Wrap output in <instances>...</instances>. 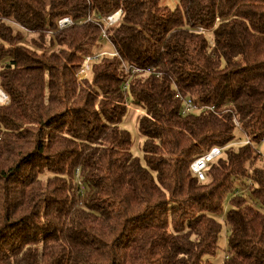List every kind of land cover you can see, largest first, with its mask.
<instances>
[{
	"label": "trees",
	"instance_id": "1",
	"mask_svg": "<svg viewBox=\"0 0 264 264\" xmlns=\"http://www.w3.org/2000/svg\"><path fill=\"white\" fill-rule=\"evenodd\" d=\"M0 89V264H213L229 194L221 264H264V0H0Z\"/></svg>",
	"mask_w": 264,
	"mask_h": 264
},
{
	"label": "built area",
	"instance_id": "2",
	"mask_svg": "<svg viewBox=\"0 0 264 264\" xmlns=\"http://www.w3.org/2000/svg\"><path fill=\"white\" fill-rule=\"evenodd\" d=\"M122 16V10H118L115 13L107 16L103 21L105 22L106 26L103 29V33H102V37L105 40H108V29L114 25H116L120 18ZM92 17H88L85 22H91L92 21ZM11 27L13 28H18V29H22L25 31V33L27 35H33V31L23 27L22 25H20L17 22L11 21ZM75 24V22L70 18V17H64L61 18L58 21V29L59 30H63L66 27H70L73 26ZM199 31L202 33H207L205 30H203L202 28H199ZM47 32V34H53V32L51 31H45ZM48 34V35H49ZM209 35H211L210 33H207ZM211 41L213 40L211 36H209ZM117 55V53H116ZM99 58L98 56H88L86 58V61L83 65V67L78 71L77 73V77L82 79L87 77L89 71H90V64L93 63L95 60H97ZM124 69L126 71V73L130 74V76L133 77V75H136L138 73H142V72H151L150 69H142L139 67H135L132 66L130 64H123ZM182 102H183V107H184V113H191V112H196L199 111L200 109L202 110H207V109H211L213 110L214 108L211 106H207V105H198L196 104L192 99L189 98H181ZM8 103V96L7 94L0 89V104H6ZM238 125V124H237ZM240 143H244V144H248L249 140H244L243 142H238ZM223 150L224 148L221 147H213L210 151H208L207 153L201 155L200 157H198L197 159H195L191 165V170L193 171V173L201 180V181H205L206 176H205V172L208 169L209 165L211 163H213L214 161H216L217 159H219L222 154H223Z\"/></svg>",
	"mask_w": 264,
	"mask_h": 264
},
{
	"label": "rangeland",
	"instance_id": "3",
	"mask_svg": "<svg viewBox=\"0 0 264 264\" xmlns=\"http://www.w3.org/2000/svg\"><path fill=\"white\" fill-rule=\"evenodd\" d=\"M178 3H179V0H161L162 6H168L170 8H175L178 5ZM119 10H121V9H119ZM57 29H58V23H57ZM48 31L53 32L52 30H48ZM58 31H60V30L58 29ZM12 33H13V35L20 34L22 37V42L24 39V42H23L24 45H28L30 47L40 46V45H38L39 43H37L36 36H34L32 34L27 35L25 33V31L22 29L12 27ZM210 34L211 35H208V36H211L213 39L214 36L212 35V33H210ZM49 35H51V34H49ZM97 51L98 52H105L108 54H112V52H113L112 48L109 46L108 43L104 44ZM127 108H128V110H127V113L123 119L122 126L125 129H127L132 135V142H133L132 151H133V153L135 154L136 157L141 159L142 163H144L143 154H142L143 139L139 135L137 122H138V117H142L144 115L145 111L141 108L136 110V107L133 103H129ZM263 147H264V144H262L261 146L258 147L260 152L263 151ZM236 187L241 189L242 184L238 182L236 184ZM241 190H243V189H241ZM231 197H232L231 194L227 195L225 198L224 205H223V213L220 217V218H222L221 222H222L223 228H222V231H221V234L219 237V241H218V249H217L216 254L214 256L210 257V261L213 264H221L227 255L226 250L228 247V233H229V231H228L227 226L224 223V219H225L226 212L230 209L229 200Z\"/></svg>",
	"mask_w": 264,
	"mask_h": 264
}]
</instances>
